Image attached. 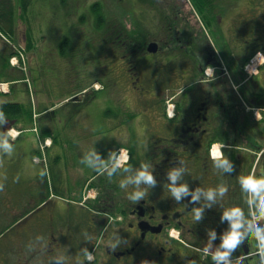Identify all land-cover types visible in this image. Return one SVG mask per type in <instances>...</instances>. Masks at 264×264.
Instances as JSON below:
<instances>
[{
	"label": "flooded vegetation",
	"instance_id": "flooded-vegetation-1",
	"mask_svg": "<svg viewBox=\"0 0 264 264\" xmlns=\"http://www.w3.org/2000/svg\"><path fill=\"white\" fill-rule=\"evenodd\" d=\"M197 1L202 12L194 0L183 1L178 11L184 14L174 16L172 32H109L104 62L94 46L95 64L104 72L96 80L102 87L90 95L94 109L108 104L110 149H135L133 159L127 171L123 167L111 177L106 172L76 181L83 189L74 198L65 197V189L49 193L43 180L31 183L41 191L35 196L29 191L25 206L2 212L10 219L7 228L17 226L10 242L0 247V264H60L58 256L76 264L84 259V247L94 254L84 264H214L233 234L225 213L239 212L246 224L264 225V218L257 219L259 205L242 189L249 180L264 183V120L254 111L264 107V0ZM90 17L94 28L96 17ZM138 20L152 25L142 11ZM112 34L137 38L130 41L138 45L146 34L150 40L146 47L143 41L126 49L118 46L124 40H113ZM162 34L169 39V52L158 40ZM71 41L68 35L62 47ZM151 42L159 44L158 52L148 51ZM160 56L172 68L168 81L160 78ZM77 101L68 105L78 108L82 103ZM168 103L175 104L174 114L168 113ZM221 151L231 169L214 159ZM141 164L150 165L157 183L141 184L148 193L133 202L127 192L135 185L126 190L119 182L134 177ZM173 170H180L175 184L189 188L179 200L170 191ZM224 186L227 191L221 193ZM83 190L96 195L90 198ZM210 190H215L212 199ZM81 196L84 202L78 201ZM115 233L121 241L113 249L109 244ZM233 264H262L254 238Z\"/></svg>",
	"mask_w": 264,
	"mask_h": 264
},
{
	"label": "rangeland",
	"instance_id": "rangeland-1",
	"mask_svg": "<svg viewBox=\"0 0 264 264\" xmlns=\"http://www.w3.org/2000/svg\"><path fill=\"white\" fill-rule=\"evenodd\" d=\"M8 1L4 0L3 3L0 0V3H3L2 7L7 8ZM28 1L26 8L22 9L23 0H11L15 14V25L12 29L15 33L9 34V32L0 29V82L16 81L9 88L13 92L10 94L0 92V104L20 102L25 109L19 124L9 119H6L5 123H0V133L7 132L9 129L17 130L20 127L32 128L33 109L35 112L41 113L45 106H49L53 107L49 114H56L57 123L55 126L59 132V143L47 151L50 158L51 174L48 172L42 174L39 167L31 170V167H28L27 162L29 160L34 162L35 155L43 157V153L33 151V146H25V153L18 152L17 157L12 159L8 153L0 151V185L3 186L0 188V232L7 229L0 235V247L10 242L11 231L17 226L7 228L10 219L5 218L2 212L12 206H25V197L29 191L35 196L38 187L35 188L33 185L31 187L30 183L35 180L36 183L43 180L45 187H50L51 192H54L57 191L60 182L61 192H64V189L67 192L65 197L73 196L72 198H74L79 193L76 181H83L86 176L97 172L82 163V157L95 147L107 162L111 151L110 139L113 135L109 133L110 130L106 122L109 113L108 104L105 101L99 103V106L101 104L99 110H95L94 105H91L93 98L90 94L95 90L94 87H102L100 84H95L94 81L103 78L101 74L104 73L95 64L94 46L97 47V55L101 59L105 58V50L107 51L103 48L102 43L107 41V37L101 39L97 30L89 26L90 16L93 14V4L98 0ZM100 1L111 13L109 15L111 19L123 17L122 21L131 31L151 32L147 30L149 25L146 26L143 24L144 22L140 23L138 20L139 13L144 12L145 23L154 22L153 26H149L152 27L154 33L172 32V20L176 14H184L183 12L179 13L178 10L183 8L185 0ZM194 8L198 10L195 5ZM192 22L193 28L195 21ZM134 23L137 25L134 26ZM68 35L72 36V41L63 48V41ZM158 37L166 52H169V39L165 38V34ZM97 44H100V47ZM61 49L65 51L64 55L61 54ZM11 53L16 56L19 55L18 53H24L25 62L21 63L26 66L25 69L23 68L25 66L21 68L20 63L16 64L14 59L13 63L16 64V67L11 63L7 64V58ZM102 60L104 62V59ZM166 61L165 59L162 61V56H160L156 65L160 78L168 81L171 76L169 70L172 68L166 64ZM83 90H85L83 92L85 96L80 93ZM77 93H79L81 102L88 99L86 104H82L78 108L74 104L68 105V102L66 105L64 104L66 98ZM88 93L89 96H87ZM53 117L54 115H50V118ZM45 120L46 117H42V122H38L40 127L45 126L43 123ZM50 123L52 124V122ZM10 143L14 148V142ZM30 152H32V156L29 154ZM57 156H60L59 160H56ZM67 169L68 173H66ZM57 173L59 175H56ZM11 193L16 197L10 198ZM91 194L96 195L93 191ZM20 227L18 226V228Z\"/></svg>",
	"mask_w": 264,
	"mask_h": 264
},
{
	"label": "clouds",
	"instance_id": "clouds-1",
	"mask_svg": "<svg viewBox=\"0 0 264 264\" xmlns=\"http://www.w3.org/2000/svg\"><path fill=\"white\" fill-rule=\"evenodd\" d=\"M213 72V68L211 67ZM255 116L258 120H264V107H256L254 108ZM6 122V116L2 110H0V123ZM19 133L15 129H9L7 132L0 133V151L11 154L14 151L12 143H10V137L12 139L15 138ZM224 145H221V149ZM129 157L127 155L117 156L116 151H111L109 153L108 160L112 161L111 167H109L108 163L102 158L101 153L96 150L95 147L91 148L85 155L82 157L81 162L86 164L88 167L93 168L94 170L100 172H107L109 177L113 176L117 169L124 166V162L127 161ZM214 159L218 160V162L223 165L226 169H231L232 165L229 162L228 158L224 155L223 151L215 153ZM127 171V168H124ZM180 175V170H173L169 173V178L173 181V184L170 185V191L173 196L176 197L177 200L180 199L182 194H187L189 188L186 184L176 185L175 181L178 179ZM157 183L153 172L150 170V165L141 164V166L137 169L134 177H125L120 180L119 186L123 189H129L130 185H135L132 190L127 192L128 199L133 202H138L142 198H144L147 193V188H140L141 184H145L148 186H154ZM3 186L0 185V188ZM242 189L244 193L249 196L251 199L255 201L256 204L259 205V214L257 219L264 218V183H258L254 180H249L247 182L242 183ZM221 193L227 191L226 186L221 187L219 189ZM207 196L212 199L215 197V190H210L207 192ZM198 194L193 195V199H198ZM201 209L195 210L196 218H199L201 215ZM227 217V223L232 226V236L225 241L223 247L224 254H216L214 257V264H233V258L240 253L241 249L245 248L250 240L255 239L257 248L261 253V261L264 264V225H250L246 224L245 217L242 213L228 214L225 213ZM115 239L111 240L109 246L113 249L120 243L121 238L117 233L114 234ZM86 239H90V237L86 234ZM81 254L84 259H78L76 264H84V261H92L94 259V254L88 250L87 247H84L81 250ZM60 264H65V258L63 256H58L56 259Z\"/></svg>",
	"mask_w": 264,
	"mask_h": 264
},
{
	"label": "trees",
	"instance_id": "trees-1",
	"mask_svg": "<svg viewBox=\"0 0 264 264\" xmlns=\"http://www.w3.org/2000/svg\"><path fill=\"white\" fill-rule=\"evenodd\" d=\"M98 0L96 1L95 4H93V14L96 18V21L94 23V28L97 30V34L100 35L101 39L107 37L106 34H108L109 32H113V33H118V32H123V31H127V26L125 25V22L122 21L123 17H119L118 19H111V17L109 15H111V13H109L106 8L104 7L103 3ZM2 2L4 3V0H2ZM24 5L21 6L22 9H25L27 4L29 3L28 0H23ZM3 3H0V29L5 31V32H9V34H14L15 31L14 29H12V27L15 25V20H14V12H13V4L11 3V0H9L6 4L8 5L7 8L2 7ZM194 5L198 8V10L200 12H202V7L200 9V4L197 0H194ZM135 12L137 13V10H135ZM138 15V14H137ZM154 22L152 23L153 26ZM137 23H134V26H136ZM213 25L212 22H209V28L211 29V26ZM136 29V28H135ZM148 31L152 30L151 28H147ZM131 31V30H128ZM135 31V30H133ZM13 36V35H11ZM113 40H124L123 45L121 46L120 43H118L119 47H125L127 49L128 46H133V44L135 45L136 43H132L130 40H136L137 38H134L132 36H126L124 37L123 35H117V34H112ZM117 37V38H116ZM150 40L149 39V34L144 35V37L142 38V40L139 42V45L136 44L135 46L140 47V45H143V41H145L144 43V47H146V43L147 41ZM106 41L103 42V44H105ZM29 47H31L32 45H28ZM14 55L11 53L9 55V57L7 58V64L9 65L10 62V58L13 57ZM0 110L3 111V113L6 116V119L9 120H13L15 121L17 124H19V122L21 121V118L24 116V106L22 105V103L19 102H5L0 104ZM48 115H52V114H45V117H48ZM31 121H33L34 123V113L32 111L31 114ZM42 135L44 138L48 137L47 133L48 130L44 129L42 131ZM57 136L54 137V143H57ZM131 152V159H133V150L130 151Z\"/></svg>",
	"mask_w": 264,
	"mask_h": 264
},
{
	"label": "crops",
	"instance_id": "crops-1",
	"mask_svg": "<svg viewBox=\"0 0 264 264\" xmlns=\"http://www.w3.org/2000/svg\"><path fill=\"white\" fill-rule=\"evenodd\" d=\"M66 100H67V98L64 100V102H66ZM52 108L53 107H49V106L46 107L45 106L43 108V110H46V111H44V113L47 112V111L49 112ZM37 113H38V111H36V114ZM45 124H46V128L45 129L48 130V132H49V133H47L48 136H52L51 134H55L57 136L59 135L57 127H50L49 126L50 123H45ZM21 131H22V133L19 134L18 138L16 140H12V141H14V151L11 154H9L11 159L17 157L18 152H24L25 153V149H24L25 146H28V147H32L33 146V151L34 150H36V151L39 150L38 148H39V145H40V141L39 140H40V134L41 133L39 134V132L36 131V129H33V128H26V129L21 130ZM57 139L59 140L58 137H57ZM33 142L35 144H32ZM58 143H55L54 146L57 145ZM54 146H52V148ZM29 154L32 156V152H30ZM77 157H78V155H77ZM59 159H60V156H57L56 160H59ZM27 164H28V167L29 166L31 167L30 170L32 168L39 167V170L42 172V174H45V172H48L47 170H48V168L50 166V158H48V167H47V169L45 168L44 165L37 164V163L33 162V160L32 161L29 160V162H27ZM50 168H51V166H50ZM67 173H68V171H67ZM56 175H59V173H57ZM37 191L39 192V189ZM15 197L16 196H14L12 193L10 194V198H15Z\"/></svg>",
	"mask_w": 264,
	"mask_h": 264
},
{
	"label": "water",
	"instance_id": "water-1",
	"mask_svg": "<svg viewBox=\"0 0 264 264\" xmlns=\"http://www.w3.org/2000/svg\"><path fill=\"white\" fill-rule=\"evenodd\" d=\"M159 50V45L156 42H152L149 44L148 51L152 53H156Z\"/></svg>",
	"mask_w": 264,
	"mask_h": 264
},
{
	"label": "bare ground",
	"instance_id": "bare-ground-1",
	"mask_svg": "<svg viewBox=\"0 0 264 264\" xmlns=\"http://www.w3.org/2000/svg\"><path fill=\"white\" fill-rule=\"evenodd\" d=\"M124 155H126V154H124Z\"/></svg>",
	"mask_w": 264,
	"mask_h": 264
}]
</instances>
